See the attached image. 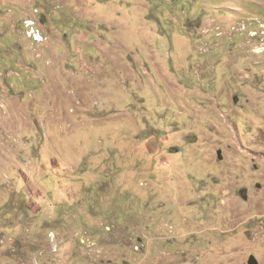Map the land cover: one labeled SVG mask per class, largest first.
I'll list each match as a JSON object with an SVG mask.
<instances>
[{
	"label": "rangeland",
	"instance_id": "1",
	"mask_svg": "<svg viewBox=\"0 0 264 264\" xmlns=\"http://www.w3.org/2000/svg\"><path fill=\"white\" fill-rule=\"evenodd\" d=\"M251 255L264 0H0V264Z\"/></svg>",
	"mask_w": 264,
	"mask_h": 264
},
{
	"label": "water",
	"instance_id": "2",
	"mask_svg": "<svg viewBox=\"0 0 264 264\" xmlns=\"http://www.w3.org/2000/svg\"><path fill=\"white\" fill-rule=\"evenodd\" d=\"M196 139H197L196 137H189V140L191 142L196 141ZM218 156H219V158H222V151L221 150L218 151ZM242 192L244 193V191H242ZM248 264H259V261L255 255H251L249 260H248Z\"/></svg>",
	"mask_w": 264,
	"mask_h": 264
}]
</instances>
